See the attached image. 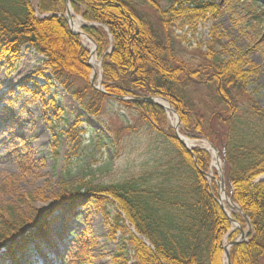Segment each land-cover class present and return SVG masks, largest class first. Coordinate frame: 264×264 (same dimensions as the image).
Wrapping results in <instances>:
<instances>
[{
  "label": "trees",
  "instance_id": "16d2710c",
  "mask_svg": "<svg viewBox=\"0 0 264 264\" xmlns=\"http://www.w3.org/2000/svg\"><path fill=\"white\" fill-rule=\"evenodd\" d=\"M165 1L169 3L167 7H161L157 0H70L72 10L88 23L82 30L95 41L97 55L102 58L106 94L89 83L92 73L90 52L80 36L70 30L64 17L67 0H36V3L33 0H0V61L4 62L7 74H12L22 59V48L27 46L43 56L44 64L63 80L62 84L70 80L84 83L83 87L74 88L72 94L82 103L90 94L89 109L110 95L162 97L174 106L182 124L188 129L209 137L222 134L221 130L227 127L226 142L216 146L225 153L226 177L232 186V199L252 224L248 240L231 248V261L232 264H259L260 257L264 255V180L256 182V179L264 175V111L249 98L248 119L234 116L236 110H230L232 117L227 111L220 110L209 115L203 129V123L195 118L191 105L184 100L182 85V81L189 78L196 80L203 74L206 77L201 78L213 86L220 101L229 103L232 98L238 100L246 95L253 74L248 52L236 54L212 31V39L203 52L200 71L194 69L189 73L187 67L176 66L178 59L169 34L174 19L191 22L200 17L206 18L207 14L219 16V4L203 0ZM235 1L241 3L253 18L264 15L259 0ZM142 3L154 9L161 29L156 28L142 11ZM110 44L112 51L108 52ZM45 80L44 84H35L49 94L50 78ZM20 88L33 98L39 96L36 89L26 83ZM118 100L127 107L139 110L141 118L152 129L162 136L167 135L159 128L165 123L162 107L144 101ZM2 102L0 99V104ZM45 105L53 119L62 117L64 111L54 98H48ZM215 118L217 126L213 125ZM81 126L82 122L77 118L65 132L72 154H76L82 144L81 134L85 131ZM58 138L53 131L52 145L56 155ZM169 138L175 144L180 161L157 174L150 171L146 175L111 184L62 182L56 208H61L66 221L74 211L85 209L90 204H116L111 236L116 230H122L131 254L125 256L128 251L125 245L121 246L119 253L112 258L114 264H224L223 236L231 223L212 194L215 184L209 188L202 173L207 164V152L200 149L190 151L175 136ZM11 144L21 172H30L38 166L35 163L40 161L34 160L28 143L21 140ZM28 197L29 204L37 199L34 195ZM15 210L9 215L0 211V264H17L23 254L37 245L39 249H44L43 254H49L58 247L59 255H66L50 227L38 224L39 218H51V215L43 216L44 212L33 210L34 221L27 217L18 218ZM232 216L245 224L241 214L232 212ZM26 222L31 225L29 229L24 227ZM238 234L239 231L230 233L229 240H234ZM72 240L77 241L79 246L75 256L77 264L88 263L87 239L61 232V243ZM35 262L36 259H25V264Z\"/></svg>",
  "mask_w": 264,
  "mask_h": 264
},
{
  "label": "rangeland",
  "instance_id": "374dc122",
  "mask_svg": "<svg viewBox=\"0 0 264 264\" xmlns=\"http://www.w3.org/2000/svg\"><path fill=\"white\" fill-rule=\"evenodd\" d=\"M203 1H213L219 4L220 14L215 17L207 14L206 18L200 17L191 22L174 19V23L170 25L169 34L174 41L178 59L175 65L187 67L189 73L194 69L200 71L203 67V52L206 51L207 43L212 39V31H214L222 38V42L236 54L247 51L248 60L253 68L246 95L240 97L239 101L232 98L229 103L222 102L216 97L213 86L201 78L206 77L203 74L199 79L187 78V81H182L184 100L189 102L192 114L203 123L202 128L204 129L209 115L216 114L220 110L227 111L230 117H232L230 110H236L234 116L239 115L242 120L248 119L249 98H252L264 111V15L253 18L243 9L241 3L235 0ZM259 1L264 11V0ZM33 2L36 3V0ZM157 2L161 7H167L169 4L165 0H157ZM68 6L72 16L81 18L80 30L83 31L82 27L88 23L75 13L70 3L67 2V8ZM67 8L64 14L66 20ZM141 9L149 16L154 26L161 29L154 9L145 3L141 4ZM67 22L70 30L80 36L83 45L90 52L89 63L92 67L90 85L93 86L91 79L95 75L94 86L99 89H94L106 94L102 80V58L98 57L97 49L94 50L96 63L94 67L91 63L92 50L84 44L82 35L72 29L68 20ZM91 24L98 26L95 23ZM111 51L110 44L108 52ZM46 77L50 78L51 83L49 94L35 84V82L38 85L46 83ZM99 78L100 81H98ZM62 81L44 64L43 56L27 46L22 48V59L12 74H7L4 62L0 61V99L3 101L0 104V211L9 215L15 208L18 218L27 217L34 221L33 210L44 212L43 216L51 215L46 222L51 225V229H56L57 233H54V236L58 241L63 226H67L71 233L87 239L89 262L86 264H114L112 258L119 253L121 246H126L128 254L125 256L131 254V248L126 242V234L122 230H116L113 237L111 236V223H114L117 213L116 204H90L85 209L75 211L71 219L64 221V212L61 208H56L57 198L63 186L62 182L69 180L74 183L90 181L93 184H111L142 174L146 175V172L150 171L157 174L165 170L167 166L178 164L177 162L180 161L175 144L169 138V136H175L186 148L207 152V164L205 163L202 173L206 177L209 188H213L215 184L216 192L212 191V194L220 206H224L225 210L221 208L231 223L230 229L223 236L222 245L223 263L228 264L225 248L229 250L231 259V248L233 247L230 246L229 234L239 231L236 240L241 235L240 228L247 230V225L232 216L233 210L229 208L228 203L224 204L220 197L222 195L220 168L223 170L224 165L221 153L217 156L212 145L216 146V144L226 142L227 127L221 130L222 134L213 135L214 137L211 135L208 137L205 133L199 134L182 124L178 111L167 99L136 96L153 97L155 102L135 101L157 104L164 109L165 123L159 125V128L167 135L162 136L141 118L139 110L125 106L111 96L89 109L87 103L90 94L83 103L72 94L74 88H81L84 83L70 80L62 84ZM24 83L36 89L39 96L33 98L30 94L23 93L20 86ZM48 98H54L57 105L63 109L64 113L60 119H53L49 116L50 111L45 105ZM129 98L135 97H127L126 100ZM160 101L168 103L170 110L168 111ZM77 118L82 122L81 128L85 132L81 134L82 144L75 151L76 154H72L65 132L70 129ZM216 121L215 118L213 125L217 126ZM53 131L59 137L58 155L55 154L52 145ZM185 139L192 143L191 147L187 145ZM21 140L32 148L34 160L40 161L39 164L35 163L38 166L30 172H21L13 156L11 142L17 144ZM194 161H196L195 157ZM155 176L157 178L159 174ZM260 180H264V175L258 177L256 182ZM30 195L37 198L33 204L28 203ZM235 213L238 214V212ZM40 223L43 222L40 221ZM125 223L129 227V224ZM24 227L29 229L31 225L26 222ZM129 228L133 229V227ZM60 246L65 251V256L64 254L59 255L58 247H55L49 254H43L44 249H39L37 245L25 255L23 254L16 263L25 264V259L29 258L36 259L35 264H77L75 256L79 251L78 242L72 240L69 243L63 242ZM259 264H264V255L260 257Z\"/></svg>",
  "mask_w": 264,
  "mask_h": 264
},
{
  "label": "water",
  "instance_id": "95a60500",
  "mask_svg": "<svg viewBox=\"0 0 264 264\" xmlns=\"http://www.w3.org/2000/svg\"><path fill=\"white\" fill-rule=\"evenodd\" d=\"M67 11H68L67 20L70 22L71 18H70V8H69V6L67 8ZM77 33L80 34V35H85V33L83 31H77ZM87 37L94 44V50H96L97 46H96V43L94 42V40L91 37H89V36H87ZM94 78H95V75L92 76L91 84L93 85L94 88L99 89L98 87L94 86ZM117 98L124 99L122 97H117ZM129 100H133V101H135V100H148V101H151V102H155V99L153 97H146V98L135 97V98H131V99L129 98ZM183 143H185V142H183ZM221 207L224 209L223 205H221ZM230 207L233 210H237V211H240V212L242 211L241 208L239 206H237V205H235V206H231L230 205ZM243 217L246 220L248 229L244 230V228L241 227L240 228V230H241L240 237H238L236 240L230 241V246H234V245H237L239 243L245 242L248 239L249 229L251 228V222H250L249 218L247 217V215L245 213H243ZM232 220H234V219H232ZM146 243H148V242H146ZM225 255H226L228 264H232L231 259H230V252H229V250L227 248H225Z\"/></svg>",
  "mask_w": 264,
  "mask_h": 264
},
{
  "label": "bare ground",
  "instance_id": "6f19581e",
  "mask_svg": "<svg viewBox=\"0 0 264 264\" xmlns=\"http://www.w3.org/2000/svg\"><path fill=\"white\" fill-rule=\"evenodd\" d=\"M70 18H71V20H70V24H71L72 29L75 30V31H81V30H80V22H81V18H80V17H74V16H72V13L70 14ZM82 39H83V41H84V44L87 45V46L92 50L91 63H92V64L94 65V67H95L96 63H95L94 44L89 40V38H88L86 35H82ZM98 81H100V78H99ZM160 102L163 103V104L166 106V108H167L168 111L170 110V106H169L168 103L163 102V101H160ZM185 140H186L187 145L191 147V146H192V143H191L190 141H188L187 139H185ZM221 187H222V186H221ZM221 201H222L224 204H225V202L228 203V197H227V194H226V193H222V195H221ZM231 205H233V204H231ZM227 211H228L229 213L231 212V211H229V210H227Z\"/></svg>",
  "mask_w": 264,
  "mask_h": 264
}]
</instances>
